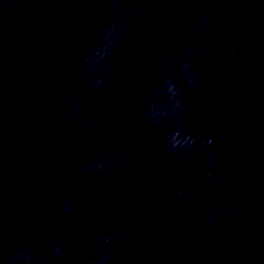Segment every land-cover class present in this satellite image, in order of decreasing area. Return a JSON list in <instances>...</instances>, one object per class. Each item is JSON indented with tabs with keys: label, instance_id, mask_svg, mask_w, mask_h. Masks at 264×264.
I'll return each mask as SVG.
<instances>
[{
	"label": "water",
	"instance_id": "obj_1",
	"mask_svg": "<svg viewBox=\"0 0 264 264\" xmlns=\"http://www.w3.org/2000/svg\"><path fill=\"white\" fill-rule=\"evenodd\" d=\"M111 7L0 0V264L24 249L29 264H91L109 249L108 264H264V0ZM205 11L207 26L191 28ZM119 16L130 24L106 50ZM187 60L191 88L178 81ZM168 77L184 89L181 134L196 139L182 152L168 151Z\"/></svg>",
	"mask_w": 264,
	"mask_h": 264
},
{
	"label": "clouds",
	"instance_id": "obj_2",
	"mask_svg": "<svg viewBox=\"0 0 264 264\" xmlns=\"http://www.w3.org/2000/svg\"><path fill=\"white\" fill-rule=\"evenodd\" d=\"M132 0H111V9L109 11L116 12L118 7L122 4L131 3ZM193 2H199V0H193ZM136 12L135 7L131 9L129 12V17L134 16ZM208 23V13L202 12L200 17L190 26L191 28L196 29L197 31H202ZM130 24V19L124 16H119V18L113 23L109 28L105 30V35L102 38L104 41V47L107 50L108 48H111L114 44H116L120 37L125 35L126 30ZM202 51V48L197 46L193 52L199 53ZM190 53L185 52L184 55L188 56ZM99 55V53H98ZM95 59V57H93ZM170 66V61L164 62V69L167 70ZM191 69V71H190ZM110 71V69H109ZM199 72L195 69V63L191 60H187L182 69H181V75L178 77V81L182 83H186L189 88L196 85L198 80ZM165 88V94L170 98V107H171V115L177 117L175 121V130H173L169 136H168V151L169 153L173 152H182L187 150L188 148L192 147L196 143V139L191 136H182L181 130L179 128V116L183 114L184 110V104L182 100V95L184 89L177 86V83H174L171 79V77H168L164 81ZM153 117L154 122L157 124H161L164 121L161 118H166L169 116V112L164 108L161 107L159 109L155 108L154 106L149 108L148 114ZM171 121H168L169 126L171 125ZM214 143V140L211 137L206 138L203 143L202 147L205 149H208L211 147V145ZM216 158V153L212 152L211 155L208 158V164L205 165V167L211 166ZM175 163H179V160H177ZM105 166V163H101L100 161H97L96 163H93L89 166L90 171H99ZM212 174L209 173L208 179L206 180V185L212 182ZM117 188L122 187V185L117 184ZM128 187H131V185H128ZM187 191L186 189L181 190L179 193H177L178 196L184 195V192ZM72 201L67 200L62 206L61 211L62 212H68L70 209ZM233 212H242L243 209L241 208H235L232 210ZM224 213L223 209H218L216 211H213L210 213L207 223L212 224L216 221V219L221 216ZM144 219V218H142ZM146 222V220H145ZM243 226V225H241ZM122 238V233L120 231H117L114 236H105L104 243L107 245H113L116 243L117 240ZM63 240H58L53 244V251L54 255L60 259H63L64 256V249H63ZM27 253V254H26ZM12 261H19V264H29V262L32 259L31 251L30 249H24L23 252L17 253L16 255L10 257ZM112 259L111 251L106 250L103 252L102 255L97 257L96 259H93L91 261V264H108V261Z\"/></svg>",
	"mask_w": 264,
	"mask_h": 264
}]
</instances>
